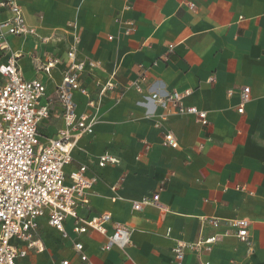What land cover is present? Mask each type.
I'll list each match as a JSON object with an SVG mask.
<instances>
[{
	"label": "crops",
	"instance_id": "obj_1",
	"mask_svg": "<svg viewBox=\"0 0 264 264\" xmlns=\"http://www.w3.org/2000/svg\"><path fill=\"white\" fill-rule=\"evenodd\" d=\"M16 2L34 34L10 38V50L22 77L47 88L40 100L49 107L48 119L39 126L42 140L63 127L55 88L72 42L71 22L80 37L79 58L97 63L81 77L89 96L72 95L76 113L94 120L93 133L78 141L65 174L87 165L88 175L95 171L99 176L89 209H78L80 216L108 212L112 222L131 230L127 247L105 251L111 223L105 234L77 236L68 218V238H63L40 218L36 239L43 249L30 248L20 263L83 264L73 249L74 242H81L92 264H198L189 251L178 263L173 247L230 233L224 220L245 219L250 222L247 242L224 236L203 252V259L208 264H264V0ZM8 17L0 9V21ZM9 56L0 52V65ZM52 59L57 63L50 75L38 69ZM143 74L152 91L189 92L182 95V104L205 112L206 124L138 93L132 83ZM107 82L114 89L100 95ZM244 88L250 89V100L238 113ZM168 132L176 148L164 144ZM104 153L119 162L99 168ZM154 193L163 209L132 210V201ZM203 218L220 220L219 227Z\"/></svg>",
	"mask_w": 264,
	"mask_h": 264
},
{
	"label": "built area",
	"instance_id": "obj_2",
	"mask_svg": "<svg viewBox=\"0 0 264 264\" xmlns=\"http://www.w3.org/2000/svg\"><path fill=\"white\" fill-rule=\"evenodd\" d=\"M0 9L8 11L9 17L0 21V52L10 53L5 64L0 65V264H21L30 248L43 249L37 244V220L46 218L52 228L59 231L63 238H68L64 223L73 219V233L77 236L95 231L105 234L107 225L112 224V234L107 236L103 250L114 247L125 248L130 243L131 230L119 223L112 222L111 215L103 212L93 216H80L78 209H89L91 191L99 176L93 171L88 175L89 167L81 165L76 170L65 174V168L71 164L72 151L78 141L85 135L93 133L94 120L88 115H78L72 99L74 92L89 96L83 86L81 77L86 70L94 68L97 63L79 58L80 42L77 25L71 22L73 29L72 42L66 51V64L61 82L55 88L56 101L61 111L63 127L52 138L42 140L39 126L49 117V107L41 106L40 100L47 94V88L39 80H25L16 64V55L10 50V38L34 34L27 26L22 8L16 0H0ZM47 42V39H43ZM172 46H169L171 49ZM57 63L56 59L41 64L38 69L50 75ZM114 84L107 82L101 85L100 95L112 91ZM138 93H147V98L156 104L172 106L178 115H194L206 124V113L195 107L182 104V95L171 91L160 94L152 91L143 74L132 83ZM250 100V89L241 92V101L237 108L243 113L245 104ZM95 101L90 99L88 106ZM164 144L177 147V140L172 133H165ZM119 160L104 153L97 160V166L117 164ZM116 191V187L112 188ZM114 197L112 200H117ZM132 210L141 213L148 206H159V194L145 196L132 201ZM160 209H163L160 207ZM213 228H218L220 220L203 218ZM232 232L214 233L200 237L192 243H177L172 252L180 263L187 251L194 253L198 264H208L203 259V252L217 244L227 235L240 241L249 239L250 222L245 219L224 220ZM168 233V232H167ZM14 241L22 242L19 248ZM73 249L83 264H92L84 253L83 244L74 242ZM62 264H68L64 261Z\"/></svg>",
	"mask_w": 264,
	"mask_h": 264
}]
</instances>
